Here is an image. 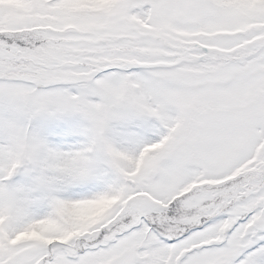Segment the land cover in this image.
Segmentation results:
<instances>
[{
  "label": "snow or ice",
  "instance_id": "6c2138e0",
  "mask_svg": "<svg viewBox=\"0 0 264 264\" xmlns=\"http://www.w3.org/2000/svg\"><path fill=\"white\" fill-rule=\"evenodd\" d=\"M0 264H264V0H0Z\"/></svg>",
  "mask_w": 264,
  "mask_h": 264
}]
</instances>
